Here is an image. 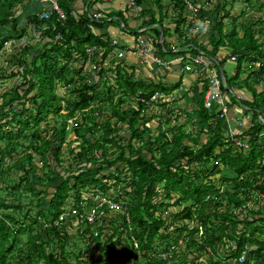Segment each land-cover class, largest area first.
Masks as SVG:
<instances>
[{"label": "trees", "instance_id": "1", "mask_svg": "<svg viewBox=\"0 0 264 264\" xmlns=\"http://www.w3.org/2000/svg\"><path fill=\"white\" fill-rule=\"evenodd\" d=\"M24 1L0 0V54L6 42L28 40L11 57L21 64L14 71V76H22L21 83L2 94L0 103V142L5 144L0 148V190L7 192L0 205V264H238L234 259L240 257L246 244L258 247L246 264L260 262L264 255V242L259 240L264 236V211L248 209L243 189L252 183L238 179L249 174H254V183L264 179L260 164L264 138L259 137L264 125L258 121L264 109V65L260 69L253 65L264 58V0H205L202 11L210 19L208 38L199 40L198 36L185 43L181 42L184 5L177 0H135V6L128 4L124 10L107 15L94 8L92 0H82L80 10L79 0H57L65 22L56 12H52L51 20L42 21L40 12L30 14L21 26L17 13ZM236 2L243 6L241 15L250 14L252 23L233 15ZM44 10H50V5ZM171 11L175 17L170 16ZM93 12L104 16L92 20ZM130 13L149 18L145 22L153 32L149 40L163 58L177 55L172 51L179 47L181 55L194 53L192 48L185 49L189 46L205 51L210 59L224 52L222 66L238 56L234 76L224 74L230 88L245 86L253 97L239 101L229 94L235 97L233 104L252 114V128L244 137L250 143L249 152L233 147L225 136L226 123L216 121L205 107L206 80H200L204 86L198 101L184 92L190 111L172 107L170 100L152 104L155 94L180 89L183 63L176 64L180 76L174 85L138 80L134 69L122 66L123 58L111 65V74L105 78L106 61L116 47L98 31L108 19L123 24L125 30V16ZM169 18L175 23L174 45L168 41L170 28L165 22ZM45 24L56 27V31L39 37ZM132 33L136 37L138 30ZM30 39L41 46L31 45ZM89 46L99 49L92 60L98 66L96 71L84 68ZM57 84L72 90L73 96H58ZM130 100L136 102L131 111L123 108ZM106 103L110 117L117 119L114 124L104 116L107 109L98 105ZM151 104L166 112L169 123L186 115L187 121L198 127L197 133L174 125L154 136L148 126L153 121L147 114L152 112L148 110ZM49 116L58 124L40 129ZM70 123L74 138L67 143ZM20 138L26 144H20ZM87 189L92 191L91 199L83 195ZM99 194L126 202L132 222L121 214H109L100 236L95 237L89 226L82 231L77 214L93 206V197ZM171 205L179 211L168 216ZM66 212L70 214L66 222L56 224ZM44 221L50 227H43ZM74 222L77 224L69 228ZM196 224L203 225L201 237ZM172 247L171 257L157 258V253H169ZM208 248L214 253L209 258Z\"/></svg>", "mask_w": 264, "mask_h": 264}, {"label": "built area", "instance_id": "2", "mask_svg": "<svg viewBox=\"0 0 264 264\" xmlns=\"http://www.w3.org/2000/svg\"><path fill=\"white\" fill-rule=\"evenodd\" d=\"M42 3H46L50 5V10H43L41 14H39V19L42 21H49L52 17V12H56L61 21H66V16L59 6L57 0H40ZM184 5V35L181 39L182 43L189 42L195 40L200 34L207 32L210 19L207 12H203V6L198 2V0H177ZM129 4L131 6H135V0H130ZM203 8V9H202ZM91 19H100L101 15L98 13H92ZM175 17V15H174ZM110 23L111 19L107 20ZM123 26V24H122ZM53 30L56 31V27H50L48 24H45L39 33V37H41L46 32ZM148 31V28H142L138 31V35L135 37L134 47L135 51L141 56L142 61L144 63L151 62L155 67L159 69L169 68L173 64L183 63V68L181 72L183 74H197V78L199 80H206L207 89L204 94V104L208 110H211L213 115L216 116L215 120H222L226 123V133L225 136L227 140L233 145L235 149L241 151V149L247 153L250 151V143H248V138L245 139L246 131L252 128V114L244 113L242 118L237 116H232L230 114V100L229 94L236 95V91L233 88H230L227 84V79L225 77L224 71L225 67L220 63L224 59V56H219L217 59H210L203 50H198L194 47H187L185 49H194V53H190L187 55H181V48H175L172 51V54H177L175 56H166L165 58L161 57L156 50V47L151 43L149 37H147L144 33ZM163 38V35H162ZM161 38V42L163 41ZM19 44V45H18ZM28 44L27 38L21 39V41L11 40L5 43V48L10 45L11 47L16 48L18 46H26ZM112 44L118 49V59H122L125 56L124 51H120V42L118 40L113 39ZM99 53V49L97 46H89L86 49L87 60L84 64L85 71L98 70V66L92 62L93 58ZM102 53V52H101ZM100 53V54H101ZM237 55L232 56L227 62H232L234 65L237 62ZM226 64V63H224ZM253 65L256 69H260L264 65V58L257 62H254ZM158 72V71H157ZM236 72V68L234 70V74ZM234 74L232 76H234ZM231 76V77H232ZM203 82V81H202ZM204 86V82H203ZM237 96V95H236ZM173 95L166 96L162 93H157L151 98V102L158 103L162 102V100H171ZM237 99L243 100V96H237ZM150 105L148 110H152L154 106ZM245 111H248L249 108L244 107ZM146 112V111H145ZM243 112V111H242ZM258 121L264 125V116L261 113L258 116ZM260 138H264V130L261 131ZM227 142V141H226ZM228 143V142H227ZM261 166L264 167V158L260 162ZM254 178V174H249L247 176H240L239 181H251L252 186L243 189V193H246L248 201V209L250 211H264V179L260 182L254 183L252 179ZM175 199V198H174ZM174 201V200H173ZM172 203V201H171ZM174 203V202H173ZM186 205L184 204L181 210L185 209ZM179 211V208L170 207L169 211H166V214L169 216L172 212ZM77 214V213H75ZM109 214L118 215L121 214L126 218L128 223L132 222V215L130 214L129 207L127 203L118 200L116 198L110 197L105 194L99 195L91 207H86L81 214H77L78 218L77 222L82 225V231H85L87 226H89L95 237L100 236V229L105 226L106 218H108ZM2 215L0 214V218ZM70 217L68 212L63 213L58 220H56V224L65 223L66 218ZM77 224L76 222L68 224L69 228ZM49 222H43V227H50ZM194 226V224H192ZM197 229L200 231V237L203 236L204 232L202 224L195 225ZM16 232V230H14ZM36 234V233H35ZM259 240L264 242V236H260ZM136 246L137 243H135ZM231 247H236L235 242H230ZM258 249L257 246L246 244L240 254L239 258L234 259V262L238 264H246L249 261V256L251 252H255ZM174 251V247H172L169 253H157V258H166L171 257L172 252ZM144 254L145 251H142ZM214 253L210 248L207 249L206 256L209 258V255H213ZM217 258V257H216ZM251 264H264V255L261 257L260 262L253 261Z\"/></svg>", "mask_w": 264, "mask_h": 264}, {"label": "crops", "instance_id": "3", "mask_svg": "<svg viewBox=\"0 0 264 264\" xmlns=\"http://www.w3.org/2000/svg\"><path fill=\"white\" fill-rule=\"evenodd\" d=\"M92 1H94L96 3V5L93 6L94 8H96V9L98 8L99 10H101V12L104 15H107L108 13H111L114 11L124 10L126 8V6L129 4L130 0H92ZM198 2L202 6L205 3V1H202V0H198ZM82 3H83L82 0H79V2L77 3L79 10L82 7ZM94 4H92V5H94ZM20 6L21 7L18 8L17 14H19L18 17L21 21V22H19L21 26L25 25L26 19L30 14H39L44 9L49 8V4L42 3L40 0H34V1H26L25 0ZM103 14H100V15L104 16ZM170 14H171L170 15L171 17H174L173 11H171ZM116 18L117 17H115V19ZM125 20H126V24L124 23L126 25L125 30L122 29L123 28L122 24L120 26L118 25L119 27H116V20H114L115 21L114 23H109V24L107 23L102 31H98V35H102L105 40L106 39H109V40L116 39V40H118V42H120V51L125 52V56L123 57L124 60L120 61V62L122 63V66H126L129 70L134 69L135 73H136V78L138 80L151 81V82L155 81V83H163L165 85H171V84L174 85L180 76V73L177 71L178 66L176 64H173L169 68L159 69V68L155 67L153 63H147V64L144 63L142 61L141 56H139V54L134 50L135 49V47H134L135 37L133 36L132 32L135 30L139 31L140 29L145 28V27L150 28L149 26L145 25V22H147L149 20V18L148 17L147 18H142V17L139 18L138 14L136 16V14L130 13V14H126ZM165 24L167 27L170 28V35L171 36L168 39V41H169V43H172L174 45L177 43V34L174 32L175 23H174V21L170 20V18H169L165 22ZM154 26H158V25L154 24ZM112 27H115L117 29L115 34L110 31V28H112ZM5 30H7V29H4L2 33H4ZM146 33L147 34H145V35L152 39L153 32L152 31L150 32L148 30ZM207 36L208 35L205 32L203 34H200L198 39L199 40H207V38H208ZM32 41H34L33 43L38 42L37 40H32ZM8 48L11 49L10 53L12 51L17 50L16 48H14V47L12 48L10 45H8L6 48L3 49V51L8 50ZM117 50L118 49H115L112 52L109 60L106 61V64H105V69L107 72V74L105 73L106 79H108V77L111 74L110 69L112 68L113 63H115L116 61L118 62V51ZM223 55H225L224 52L221 54V56H223ZM229 63H232V62H227L226 64H224V67L226 68V65ZM234 70H235V66L233 69V74H234ZM197 76L198 75L195 73H191V74H187V75L184 74V78L187 77L186 79L190 83L187 84L185 82V80H183V83H182L180 89L175 90L173 92H170L169 94H166V96L173 95V98L170 100V104L172 107L182 105V103L188 104L187 99L184 98V92L183 91H188L189 88L192 87L191 92L194 93V88H195L193 86L194 84H196V83L199 84L200 92H201V90L203 89V82L200 81L197 78ZM191 84H193V85H191ZM238 88H239L238 91L241 94V95H239L240 97L243 96V98L245 100H249V101L253 99L252 94L249 92L247 87L239 86ZM257 90H258V92H262L263 88L261 86H257ZM181 98H183V99H181ZM173 99H175L179 105H177V103H173L172 102ZM195 101H198V99ZM123 108L126 109L125 107H123ZM180 108H181V106H180ZM157 109H158L157 106H154L152 109V112H159L160 110H157ZM238 109H239V114H237L235 116L243 117L244 112H242V110L239 107H238ZM183 115L184 114H182L181 116H183ZM261 115L264 116V109H263V112H261ZM184 116L186 117V115H184ZM181 120H182V118H181ZM155 121L157 122V120H155ZM171 207H174V206L171 205Z\"/></svg>", "mask_w": 264, "mask_h": 264}, {"label": "rangeland", "instance_id": "4", "mask_svg": "<svg viewBox=\"0 0 264 264\" xmlns=\"http://www.w3.org/2000/svg\"><path fill=\"white\" fill-rule=\"evenodd\" d=\"M202 1H205V0H202ZM242 8H243V6L240 4V2H236V3H234V5H232V12H233V15L235 16V17H238L241 21H243V22H247V21H249V23H252L253 22V20H252V18L250 17V14H249V16L248 17H245L244 15H241V13H242ZM261 14V13H260ZM230 21V20H229ZM120 26V23L118 22V23H116V27H119ZM110 31L111 32H113L114 34L116 33V31H117V29L115 28V27H112V28H110ZM226 31V30H225ZM32 39H30V41H31ZM34 41H32L31 42V45L32 44H36V48H38L39 46H41V44L40 45H38V42L37 43H33ZM19 45V44H18ZM18 45H17V47H18ZM17 47H16V49H17ZM13 48V47H12ZM10 51H11V49L10 48H8V50H4L3 51V54L1 53L0 54V80H2V79H4V81H1L0 82V103L2 102V99L4 98V97H2V94H4L5 92H8L9 90H13V88H15L17 85H19L20 83H21V78H22V76H19V77H17V76H14V74H15V70L16 71H18V69H19V67L21 66V64H18V62H14V60H12L11 59V57H13L15 54H17L18 52V50H15V51H12L11 53H10ZM34 54V53H33ZM148 63H151V62H148ZM234 64H232V63H229V64H227L226 65V68H225V72H226V74H227V76L228 77H231L232 76V74H233V69H234ZM12 72V73H11ZM14 72V73H13ZM1 75H2V77H1ZM4 75H7V78L4 76ZM187 75V74H186ZM187 77H185L184 78V80H185V82L187 83V84H189L190 82H188V80L186 79ZM58 85V84H57ZM191 85H193V84H191ZM195 88H194V93L193 92H191V90H192V87L191 88H189V90L187 91V92H189V93H191V95H192V98H193V100L195 99V100H197L198 98H199V96H200V86H199V84L198 83H196V84H194L193 85ZM57 88H56V90H55V92H56V94L58 95V96H60L61 98H71L72 96H73V93H72V90H70V89H65L62 85H58V86H56ZM239 87V86H238ZM237 87V92L238 93H236V95L237 96H239V95H241L240 93H239V88ZM68 92H70V93H68ZM183 92H186V91H183ZM180 98V97H179ZM234 98L235 97H231L230 98V96H229V100H230V102H231V104H230V108H231V110H230V114L232 115V116H235V115H237V114H239V109H238V107H240L239 106V104H233L232 102H235L234 101ZM181 99H183V98H181ZM262 99H263V97H259L258 98V101H262ZM194 100V101H195ZM174 101H175V103H177V101L175 100V99H173V103H174ZM189 104V103H188ZM187 103H182V105H179L178 103H177V105H179L178 107L180 108V106H181V110H184V112H185V109L184 108H186V111H190L191 109V105H188ZM100 107H104V108H106L107 110H106V112L107 113H104V116H107L106 118H108V119H110V121L112 122V124H114L115 122H116V118H114V117H110V115H111V112H110V109H109V105H108V103H106V104H98ZM65 106V105H64ZM136 106V102L134 101V100H130V102L129 103H127L124 107L127 109V110H133L134 109V107ZM95 107H97V106H95ZM157 110H160L159 112H148L147 114H148V116H153V121L152 122H150L149 123V127H151L152 128V130H153V134H154V136H157V135H159L163 130H165L166 128H168L169 126L170 127H172V126H174V125H177V126H181V128H185L184 130H186L187 132H189V133H197V131H198V127H196V129H195V124H194V122H192V121H187L188 120V118L187 117H185L184 115L183 116H181L180 118H179V120H176L175 118H173L172 119V122H166V120H168V119H170V117L169 116H167V118L165 117V113L166 112H163L162 111V109H160L158 106H157ZM260 108H262V106L260 107ZM250 110V109H249ZM98 111V110H97ZM263 111V110H262ZM261 112V111H260ZM64 113H67V112H64ZM157 114H159V115H157ZM156 115V116H155ZM162 117H163V119H162ZM53 117L52 116H49L48 117V119H47V121H46V123H43L42 125H41V127H40V129H45V127H46V125L47 126H49V127H53V126H55V125H57L58 124V122H57V124H56V121H55V119H52ZM57 119H58V117H56ZM181 118H182V120H181ZM240 118H242L241 116H240ZM77 119H79V120H81L80 119V116H78L77 117ZM77 119H76V121H77ZM107 119V120H108ZM160 119H162V120H160ZM155 120H157V122L155 121ZM171 120V119H170ZM48 122V123H47ZM163 124H162V123ZM159 125L160 126H162V127H159ZM74 125H73V123H70V125H69V127L70 128H68V132H67V137H66V140H67V143H68V141H70L71 139V137L73 136V132H72V127H73ZM183 126V127H182ZM126 135L127 136H130L131 135V133L130 132H127L126 133ZM72 138H74V136L72 137ZM19 142H20V144H23V143H25V141H24V139H21L20 138V140H19ZM134 143L136 144V145H138V143L137 142H135L134 141ZM26 144V143H25ZM74 144H76V143H73L72 145H74ZM2 147H5V144L4 143H2V142H0V148H2ZM68 149V148H67ZM18 151H22V149L20 148ZM63 151H64V153L65 154H67V151H66V145H64L63 146ZM39 166H41L40 164H39ZM215 182H218L217 180L215 181ZM213 185H216V184H213ZM6 191L4 190V189H2V190H0V199H1V202H0V205L1 204H3V201L5 200L4 198L6 197ZM86 194V195H85ZM83 195H85V197L88 199H91V197H92V191L90 190L89 191V189H87V190H84L83 191ZM99 195H101V194H99ZM99 195H97V196H94L93 197V200L95 201V199L99 196ZM175 195V194H174ZM1 196H3L2 198H1ZM25 196L27 197L28 196V194H25ZM72 198V197H71ZM172 198H175V196H173ZM9 199L11 200V198L9 197ZM50 199V197H48V200ZM175 201V199H172V203ZM226 203V202H225ZM70 204H72V202H70ZM248 205V204H247ZM1 212H3L2 210H1ZM0 212V214L2 215V213ZM37 232H38V230H37ZM71 233H72V231H71ZM36 235H38V233H36ZM72 240H75V235H72ZM26 241V239L25 238H22V242H25ZM0 249H2V248H0ZM15 255V254H14Z\"/></svg>", "mask_w": 264, "mask_h": 264}]
</instances>
